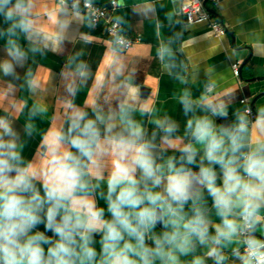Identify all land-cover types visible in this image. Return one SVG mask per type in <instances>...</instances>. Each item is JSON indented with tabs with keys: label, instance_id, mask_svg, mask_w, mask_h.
Wrapping results in <instances>:
<instances>
[{
	"label": "crops",
	"instance_id": "obj_1",
	"mask_svg": "<svg viewBox=\"0 0 264 264\" xmlns=\"http://www.w3.org/2000/svg\"><path fill=\"white\" fill-rule=\"evenodd\" d=\"M82 1L73 9L76 0H64L63 4L61 0H24L31 21L27 33L16 29V34L10 35L7 29L12 21L6 22L0 15V65L10 61L14 68V74L7 76L0 68V120L14 127L20 137L18 144L24 146L22 155L39 170L45 159L44 144L53 142L57 131L67 126L74 112L83 110L91 114L95 109L109 114L117 110L126 93L137 100L132 116L144 130L143 140L154 145L151 152L160 166L158 175L169 174L170 158H174L177 168L183 164L192 174L190 198L181 215L188 219L199 209L208 221L203 244L192 236L187 254L173 248L175 260L156 258L154 264H194L197 258L202 264H215L217 260L218 264H244L241 257L246 255L245 241L239 232L241 208L234 207L230 217L239 225L237 233L231 239L218 237L216 226L221 225V217L206 186L200 182L199 173L202 166L211 167L216 173V185L222 187L223 172L220 165L202 160L204 145L195 142L186 129L189 120L206 118L217 132L234 130L243 116L246 130L239 134L244 145L236 153L239 162L250 151L264 152V0H220L216 5L207 0L212 13L227 28L220 37L214 36L206 24H187L181 11L183 0H116L115 6L110 0H90L107 6L110 15L122 24L123 32L134 40L127 51L117 47L107 34L105 21L92 24L79 10ZM77 10L80 18L74 16ZM9 40L26 54L23 60L17 62L8 54L14 46ZM80 62L91 72L86 83L72 71ZM235 62H240L239 76L233 72ZM182 100L188 102L187 112ZM248 107L252 115L245 112ZM160 124H175L176 131L165 140ZM28 125L31 138L26 131ZM190 143L197 150L192 164L181 159L185 156L183 149ZM105 148L111 151L109 146ZM113 158L104 157L100 168L92 169L94 173L102 172L105 179L91 195L80 198L83 203H94L95 209H103L104 220L112 219L106 199V179ZM240 174L244 175L242 169ZM136 176L140 178L139 170ZM147 184L152 192L167 195L166 179L158 187H153L151 181ZM257 202L260 207L252 217L253 235L261 242L264 200L253 201ZM157 213L155 226L145 235L149 248H155V238L172 231L171 226L165 227L169 214H162L159 208ZM36 231L56 239L52 232L45 231L43 223L29 235ZM211 233L215 240L210 238ZM103 235L102 229L91 233L90 246L97 253L93 264L101 260ZM77 241L80 242V237ZM43 247L47 252L49 245ZM212 249L223 259L210 256ZM168 250L165 245V251Z\"/></svg>",
	"mask_w": 264,
	"mask_h": 264
},
{
	"label": "clouds",
	"instance_id": "obj_2",
	"mask_svg": "<svg viewBox=\"0 0 264 264\" xmlns=\"http://www.w3.org/2000/svg\"><path fill=\"white\" fill-rule=\"evenodd\" d=\"M78 2L73 4V9H77ZM85 6H91L90 0H85ZM0 15L6 22L12 21L7 29L10 35H15L16 29L27 33L31 28L24 0H16L15 4L12 0H0ZM74 16L80 18V12L75 11ZM123 42L120 36L114 39L115 44ZM8 43L14 45L8 54L17 62L23 60L26 54L13 40ZM0 68L6 76L14 74L10 61H5ZM72 71L82 83H86L91 74L83 62L76 64ZM69 90L73 91L70 85ZM124 95L117 110L109 114L95 109L91 114L83 110L74 112L67 126L57 131L53 142L44 144L45 159L39 170L22 155L24 146L18 144L20 137L14 127L0 120V264H77V261L93 264L97 253L90 246L91 233L98 229L104 231L99 264H154L156 258L175 260L172 249L187 254L190 237L195 236L202 244L205 242L208 221L201 211L195 209L188 219L181 215L190 198L193 179L190 170H185L183 164L177 168L174 158H170L169 174L166 177L158 175L160 166L151 152L154 145L143 140L144 130L132 116L137 100ZM182 103L187 112V100ZM239 121L234 130L217 132L206 118L189 120L186 129L195 142L204 145L202 160L221 166L222 187L216 185V173L211 167L202 166L199 176L221 217V225L216 226L218 237L225 239H231L239 229L236 220L230 218L232 209L239 206L241 219L246 226L252 227L248 221L260 207L253 201L264 200V152L250 151L243 155V162H239L236 153L244 146L239 134L246 130L244 117H239ZM159 126L166 134L165 140L177 127L175 124ZM30 128L28 125L26 131L31 138ZM106 145L111 151L106 150ZM196 151L191 143L186 145L185 156L181 159H186L188 164L194 163ZM109 155L114 158L106 179V199L112 219L104 220L103 209H95L94 203H83L80 198L91 195L105 179L102 172L94 173L92 169H99L100 161ZM162 179L167 180L166 196L152 192L147 184L151 181L153 187H158ZM158 208L162 214H169L165 227L171 226L172 231L155 238V248H149L145 235L159 218ZM42 223L55 240L41 231L29 235ZM219 242L217 238L216 243ZM245 243L246 255L241 257L244 264H264V242L248 239ZM43 245H49L47 252ZM209 255L223 259L216 256V249ZM194 264H202V261L197 258Z\"/></svg>",
	"mask_w": 264,
	"mask_h": 264
},
{
	"label": "built area",
	"instance_id": "obj_3",
	"mask_svg": "<svg viewBox=\"0 0 264 264\" xmlns=\"http://www.w3.org/2000/svg\"><path fill=\"white\" fill-rule=\"evenodd\" d=\"M213 5L218 4L220 0H208ZM207 0H183L181 3V11L185 18V21L189 25L195 24H206L210 31L214 36L220 37L226 34L227 28L223 24V22L216 17L212 10L208 6ZM116 0H110V4L112 6L116 5ZM90 7L85 6V0L80 3L79 10L83 12L92 22V24H98L99 22H106V30L107 34L115 39L116 36H120L123 38V44L118 45L121 50L127 51L134 44V40L128 37L123 32L122 24L114 19L110 15V10L107 6L102 4H98L90 1ZM240 62H235L232 64L233 72L236 76L240 75ZM245 112L249 115H252V109L246 108ZM248 224L252 225V227H248L245 225L244 221L241 219V226L239 232L243 237L244 241L248 239H255L253 235V219L252 217L249 219ZM264 242V239L261 241ZM247 248V244L245 243L244 251ZM246 253V252H245Z\"/></svg>",
	"mask_w": 264,
	"mask_h": 264
},
{
	"label": "water",
	"instance_id": "obj_4",
	"mask_svg": "<svg viewBox=\"0 0 264 264\" xmlns=\"http://www.w3.org/2000/svg\"><path fill=\"white\" fill-rule=\"evenodd\" d=\"M209 232H212V230H209ZM210 238L212 239V240H215V236L211 233L210 235ZM215 264H218V260L216 261V263Z\"/></svg>",
	"mask_w": 264,
	"mask_h": 264
}]
</instances>
